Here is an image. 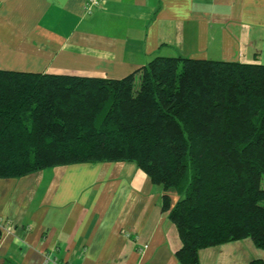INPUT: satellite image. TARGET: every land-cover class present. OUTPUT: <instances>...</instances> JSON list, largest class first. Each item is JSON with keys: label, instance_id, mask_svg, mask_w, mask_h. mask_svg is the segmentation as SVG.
I'll return each mask as SVG.
<instances>
[{"label": "crops", "instance_id": "crops-1", "mask_svg": "<svg viewBox=\"0 0 264 264\" xmlns=\"http://www.w3.org/2000/svg\"><path fill=\"white\" fill-rule=\"evenodd\" d=\"M86 3L0 0V69L121 78L155 56L264 64V0H101L90 12ZM163 194L126 161L0 178V264H43L46 254L71 264H179ZM198 257L264 263V250L244 238Z\"/></svg>", "mask_w": 264, "mask_h": 264}, {"label": "trees", "instance_id": "trees-1", "mask_svg": "<svg viewBox=\"0 0 264 264\" xmlns=\"http://www.w3.org/2000/svg\"><path fill=\"white\" fill-rule=\"evenodd\" d=\"M112 161L163 189L179 264L244 238L264 250V64L155 56L121 78L0 69V178Z\"/></svg>", "mask_w": 264, "mask_h": 264}, {"label": "built area", "instance_id": "built-area-1", "mask_svg": "<svg viewBox=\"0 0 264 264\" xmlns=\"http://www.w3.org/2000/svg\"><path fill=\"white\" fill-rule=\"evenodd\" d=\"M100 1L101 0H87L86 7H85L86 10L90 12V9L98 5ZM127 235H129V233H127ZM43 264H71V263L69 261L59 262L50 254H46L44 256Z\"/></svg>", "mask_w": 264, "mask_h": 264}]
</instances>
